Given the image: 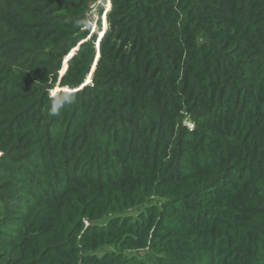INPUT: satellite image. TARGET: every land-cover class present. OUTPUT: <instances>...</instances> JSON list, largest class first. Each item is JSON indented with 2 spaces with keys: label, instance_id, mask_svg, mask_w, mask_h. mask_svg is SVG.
Returning a JSON list of instances; mask_svg holds the SVG:
<instances>
[{
  "label": "trees",
  "instance_id": "trees-1",
  "mask_svg": "<svg viewBox=\"0 0 264 264\" xmlns=\"http://www.w3.org/2000/svg\"><path fill=\"white\" fill-rule=\"evenodd\" d=\"M99 1L0 0V264H264V0Z\"/></svg>",
  "mask_w": 264,
  "mask_h": 264
},
{
  "label": "clouds",
  "instance_id": "clouds-1",
  "mask_svg": "<svg viewBox=\"0 0 264 264\" xmlns=\"http://www.w3.org/2000/svg\"><path fill=\"white\" fill-rule=\"evenodd\" d=\"M74 93L68 88L62 90H54L51 92V101L49 104L48 114L50 116H58L61 110L74 102Z\"/></svg>",
  "mask_w": 264,
  "mask_h": 264
},
{
  "label": "rangeland",
  "instance_id": "rangeland-1",
  "mask_svg": "<svg viewBox=\"0 0 264 264\" xmlns=\"http://www.w3.org/2000/svg\"><path fill=\"white\" fill-rule=\"evenodd\" d=\"M101 2H102V0H100L97 4L92 6V10H91V12H90V14L88 16V24L92 28L93 32L98 31V26H97V23H98V11H97V9H98V6L100 5ZM107 7H108V5H106V10H107ZM101 21H102V26L104 28L105 27V25H104V17H103V19H101ZM139 212L140 211H138V210L132 211V212L128 213V215L137 216Z\"/></svg>",
  "mask_w": 264,
  "mask_h": 264
},
{
  "label": "water",
  "instance_id": "water-1",
  "mask_svg": "<svg viewBox=\"0 0 264 264\" xmlns=\"http://www.w3.org/2000/svg\"><path fill=\"white\" fill-rule=\"evenodd\" d=\"M72 56H73V54H71V55L66 59V63H65L66 65H67L68 60L71 59ZM66 69H67V68H65L64 72L66 71ZM64 72H63V73H64Z\"/></svg>",
  "mask_w": 264,
  "mask_h": 264
},
{
  "label": "bare ground",
  "instance_id": "bare-ground-1",
  "mask_svg": "<svg viewBox=\"0 0 264 264\" xmlns=\"http://www.w3.org/2000/svg\"><path fill=\"white\" fill-rule=\"evenodd\" d=\"M66 68V66L64 67V69Z\"/></svg>",
  "mask_w": 264,
  "mask_h": 264
}]
</instances>
